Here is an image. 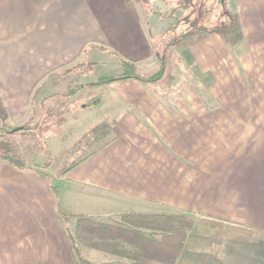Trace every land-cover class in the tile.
<instances>
[{
    "label": "crops",
    "instance_id": "obj_1",
    "mask_svg": "<svg viewBox=\"0 0 264 264\" xmlns=\"http://www.w3.org/2000/svg\"><path fill=\"white\" fill-rule=\"evenodd\" d=\"M143 7L0 0V119L32 122L35 106L43 116L59 96L62 107L74 101L66 123L106 124L113 136L59 175L61 205L45 173L0 163V264H74L57 208L106 222L130 213L216 219L223 228H192L175 264H264V0H229L220 26L172 45L195 85L183 94L150 89L140 79L151 70L94 85L96 58L136 67L153 57ZM64 75L81 85L62 88L54 79Z\"/></svg>",
    "mask_w": 264,
    "mask_h": 264
},
{
    "label": "rangeland",
    "instance_id": "obj_2",
    "mask_svg": "<svg viewBox=\"0 0 264 264\" xmlns=\"http://www.w3.org/2000/svg\"><path fill=\"white\" fill-rule=\"evenodd\" d=\"M142 1L144 2L143 8L147 9L146 26L149 28L150 34L156 36L155 42L152 44L153 57L136 67L127 65L123 59L122 63H120L117 55H111L109 59L96 58L94 59V76L95 78L100 76L110 77L116 74L137 76L151 70L155 75L160 74L161 78L158 83H156L157 81L149 82L150 89H159L168 95L183 94L192 84H189L179 59L173 53L172 44L176 38L187 32L189 25H193L194 22H196V27L213 28L220 26L224 21L221 16L224 15L226 4H228L229 0H162L163 3H160V0ZM73 73L77 75L76 71H73ZM68 79L64 75L54 79V81L61 83V87L64 88L68 83ZM51 81L53 82V80ZM73 81L68 83L69 87L71 86L70 88L74 89V87L81 85L80 79ZM44 94L48 96L47 93ZM42 95L41 93L40 96ZM79 95H82V92ZM58 98L59 96H56L53 101H47L42 104L41 109L45 112L42 113L43 116H41L39 107L35 106L32 122L28 121L21 125H12L3 120V124L9 127L27 126L28 128H33L29 135L22 137L11 136L8 141L6 138L5 142L12 144L16 148L17 154L22 159V168L40 169L38 171L42 170L47 175L48 183L51 184L53 192H56L55 194L61 205L60 198L64 189L61 182L57 180L60 173L78 161L79 158L92 152L102 142L95 141L100 131L96 130L94 121L88 120V123L86 121L82 127L80 126L83 123H79V121L66 123V121H69V119L67 120L68 115L72 113L74 101L65 100L64 103L67 104L62 107ZM68 102H71V104H68ZM70 124H74V128ZM105 137L103 134L102 138L107 140ZM79 203L81 204L79 205L81 206L80 210H84V204ZM106 220L117 222L119 219L114 217ZM73 221L71 219L69 222L71 231L73 230ZM82 249L81 256L92 264H127L129 262L128 260H119L115 256L92 249L84 247Z\"/></svg>",
    "mask_w": 264,
    "mask_h": 264
},
{
    "label": "trees",
    "instance_id": "obj_3",
    "mask_svg": "<svg viewBox=\"0 0 264 264\" xmlns=\"http://www.w3.org/2000/svg\"><path fill=\"white\" fill-rule=\"evenodd\" d=\"M196 22L189 25V30L180 37L176 38L174 43L186 39L193 32L212 31L214 28L196 27ZM173 43V44H174ZM172 44V45H173ZM125 77H97L94 85H108L116 80H122ZM161 78V75H153L146 79H140L143 83L155 82ZM0 163H6L14 168H22V159L16 152L12 144L5 142L6 138L11 136L29 135L33 128L27 126L9 127L3 124L0 119ZM99 134L95 141L102 142V146H108L113 141L112 132L108 125L100 124L96 126ZM109 141L104 140L102 135ZM103 139V140H102ZM97 150H93L86 156L79 158L78 161L71 164L60 173L65 175L71 169L75 168ZM31 169V168H27ZM39 170V169H37ZM40 176H44L42 171H38ZM58 221L62 227L65 240L67 242L70 255L74 264H92L81 256L79 246L96 250L117 257L119 260H128L127 264H175L182 249L185 240L196 225L208 228H223L224 223L211 218H198L190 213H155V214H123L117 222H106L92 219L81 215H71L56 210ZM74 218L73 230L69 227V220ZM233 231L252 236V232L233 228ZM119 264V263H107Z\"/></svg>",
    "mask_w": 264,
    "mask_h": 264
}]
</instances>
